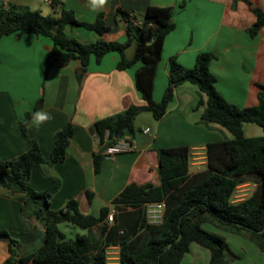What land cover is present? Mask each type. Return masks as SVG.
I'll return each instance as SVG.
<instances>
[{
  "label": "crops",
  "instance_id": "obj_1",
  "mask_svg": "<svg viewBox=\"0 0 264 264\" xmlns=\"http://www.w3.org/2000/svg\"><path fill=\"white\" fill-rule=\"evenodd\" d=\"M52 1L0 0V5H25L44 15L57 14L61 7H65L85 22L93 21L102 13L109 26L102 34L81 26L65 28L67 35L83 43L97 38L124 42L126 24L117 15L119 8L138 22L148 5L170 6L174 28L163 39L161 59L154 76V101L161 99L167 85L170 58L184 67H191L198 53L208 51L215 55L209 63V71L216 78L217 91L239 107L257 103V85L264 83V25L255 35H250L248 28L255 20L251 8L264 11V0H109L104 9L95 12L88 7L87 0H57L56 6H52ZM50 48L49 38L33 33L0 37V159L21 154L30 147L32 140L37 141L47 159L54 132L68 122L73 125L63 162L42 164L47 175L59 180L58 188L49 199L51 209L63 208L69 199H76L79 210L85 214L97 216L103 206L110 211V201L128 183H159L157 148L187 145L190 149L188 173L191 176L205 170L208 142L223 139L222 133L232 137L217 123L210 122L207 127L200 122L207 97L195 84L183 82L174 88L173 98L161 118H153L149 111L135 116L134 129L139 132L148 127L149 134L139 133L140 138H136L131 151L113 158L103 157L99 171L95 172L93 154L98 152L99 145L94 131H90L93 122L123 111L131 104L145 103L134 85V70L138 64L119 70L116 68L118 53L108 52L99 62L91 58L79 80L76 77L81 67L78 58L45 73L44 63ZM133 50V44L125 48L126 58L132 56ZM199 94L202 104L197 107ZM40 96H43V102L38 110L49 112L53 118L39 130L26 127L23 135L18 126L19 118L26 111H32ZM242 130L246 137L263 134L260 126L250 122L243 123ZM29 183L37 191L52 185L51 180L43 179L35 172L31 173ZM85 191L92 193L90 201ZM22 201L21 194L11 193L0 184V230L6 231L5 235H0V264L10 256L9 247L14 251V263L18 264L20 257L35 251L43 241L44 229L38 221L31 218L30 224L26 225L19 216ZM64 226L74 225L58 224L59 230L67 237ZM91 232L96 234V229L91 228ZM76 233L87 234L88 230ZM250 249L254 256L248 264H264V252L253 241ZM105 254H109L106 259L111 260L107 263H117L118 246H107ZM180 264H209V251L191 242Z\"/></svg>",
  "mask_w": 264,
  "mask_h": 264
},
{
  "label": "trees",
  "instance_id": "obj_2",
  "mask_svg": "<svg viewBox=\"0 0 264 264\" xmlns=\"http://www.w3.org/2000/svg\"><path fill=\"white\" fill-rule=\"evenodd\" d=\"M57 4V0L52 1V6ZM251 10L255 20L248 32L255 35L264 25V11L255 7ZM117 15L126 24L124 42L97 38L83 43L67 35L65 28L69 25L81 26L102 34L109 29L102 13L93 21L85 22L79 20L73 10L65 7H61L57 14L44 15L25 5H0V37L12 33L18 36L33 33L50 39L51 48L44 63L45 73L51 68L65 66L70 59L78 58L81 67L76 77L80 80L89 60L94 58L99 62L108 52L118 53L116 68L119 70L138 64L134 70V85L145 103L131 104L123 111L93 122L94 137L99 143L98 152L93 154L94 171H99L106 146L124 135L135 137V116L139 112L149 111L153 118H161L173 98L174 88L183 82L195 84L207 97L200 122L217 123L232 137L208 142L205 147L206 168L191 176L188 173L190 149L187 145L157 148L159 183H128L110 201L115 209L129 208L131 211L129 232L115 241L110 239L108 232L107 206L101 207L97 216L81 212L76 199H69L63 208L57 210L49 207V199L58 188L59 180L47 175L42 170V164L63 162L73 134L72 123L68 122L54 132L47 159L43 157L37 141L32 140L30 147L21 154L0 159L1 186L23 197L19 216L26 225L30 224L31 218L36 219L44 229L41 245L32 253L20 257L18 264H109L105 248L114 243L118 246L115 264H180L191 242L209 251V264H231L229 257L234 256L228 251L224 238L202 228L201 224L205 222L232 232H246L249 239L264 252V84L257 85L259 89L255 105L239 107L227 101L215 88L216 78L209 71V63L215 55L204 51L196 55L191 67H184L170 58L167 85L161 99L154 101V76L161 59L163 39L174 28L172 7L148 5L139 23L123 9H117ZM130 44L134 46L133 54L126 58L124 50ZM201 103L199 94L197 106ZM41 105L39 98L32 111L38 110ZM32 111H26L23 116L30 119ZM248 122L260 126L263 134L244 136L242 125ZM18 126L21 134L25 135L26 126L22 123H18ZM32 172L51 180L52 185L41 191L33 189L29 183ZM248 175L258 179L255 190L242 200L232 201L235 187L244 183ZM85 195L90 201L92 193L85 191ZM160 201L165 203L162 221L154 226L155 234L148 233L140 242L138 235L149 226L145 204ZM116 216L114 214V219ZM61 222L87 229L88 233L67 238L59 230L58 224ZM91 228L96 229V234L91 232ZM5 234V230H0V235ZM9 252L10 256L2 264H16L11 247Z\"/></svg>",
  "mask_w": 264,
  "mask_h": 264
},
{
  "label": "rangeland",
  "instance_id": "obj_3",
  "mask_svg": "<svg viewBox=\"0 0 264 264\" xmlns=\"http://www.w3.org/2000/svg\"><path fill=\"white\" fill-rule=\"evenodd\" d=\"M39 98H41V103H42L43 96H40ZM200 105L197 106L196 104L197 107H199ZM205 125H207L208 127V124H205ZM211 128L212 127H210L209 129ZM225 137L227 136L223 135L222 133V138H225ZM97 144L99 145L98 142ZM257 180L258 179L254 176H251V175L246 176V181L244 183H248V185L240 188L238 193L249 196L255 190V187L257 185ZM115 210H116V215H117L116 219H114L112 222H107L110 239L112 238L114 241L115 239H120L122 236L126 235L129 232L130 223H131V211L129 208L115 209ZM146 221L149 226L138 235V239L140 240V242L145 239L148 233H151V234L156 233L155 231L156 229L154 228V226H157L158 224L149 223L147 217H146ZM201 227L207 231L217 233L224 238L228 251L234 256V257H229L231 264H248L251 256H254L253 251L250 249V243H252V241L249 239V236L247 235L246 232L244 231H241L238 233L232 232L231 230H228V229H224L221 227L218 228L208 222L202 223ZM63 229L68 232L67 237L72 238V239L76 236L77 234L76 232L80 233L85 230L75 225L71 227L64 226ZM113 245H116V244L114 243ZM138 248L139 247H136V249ZM105 255L109 256V254H105ZM107 261H111V260H107Z\"/></svg>",
  "mask_w": 264,
  "mask_h": 264
},
{
  "label": "built area",
  "instance_id": "obj_4",
  "mask_svg": "<svg viewBox=\"0 0 264 264\" xmlns=\"http://www.w3.org/2000/svg\"><path fill=\"white\" fill-rule=\"evenodd\" d=\"M46 2H51V0H45ZM136 23H139L135 21ZM150 129L148 127H144L140 129L141 134H149ZM137 139L132 135H124L116 142L108 145L103 150L104 157L106 158H113L115 155L129 152L133 150ZM190 160V159H189ZM248 184L241 183L237 185L232 194V201H239L246 198L247 195L240 194L239 189L246 186ZM248 197V196H247ZM165 210V203L163 201L160 202H151L145 204V214L148 218L149 223L159 224L162 221L163 214ZM114 214H116V210L114 208L110 209L107 213L106 221L112 222L114 220Z\"/></svg>",
  "mask_w": 264,
  "mask_h": 264
},
{
  "label": "clouds",
  "instance_id": "obj_5",
  "mask_svg": "<svg viewBox=\"0 0 264 264\" xmlns=\"http://www.w3.org/2000/svg\"><path fill=\"white\" fill-rule=\"evenodd\" d=\"M109 0H87V5L92 11H98L108 5ZM53 117L43 109L31 113L30 119H26L23 115L19 118V123L24 124L28 128L40 129L41 126L48 123Z\"/></svg>",
  "mask_w": 264,
  "mask_h": 264
},
{
  "label": "water",
  "instance_id": "obj_6",
  "mask_svg": "<svg viewBox=\"0 0 264 264\" xmlns=\"http://www.w3.org/2000/svg\"><path fill=\"white\" fill-rule=\"evenodd\" d=\"M90 131H91V133H93V129L92 128H90ZM135 137L136 138H140V135H139V132H135ZM180 238V235L177 237V240ZM167 246H170V244H168Z\"/></svg>",
  "mask_w": 264,
  "mask_h": 264
}]
</instances>
